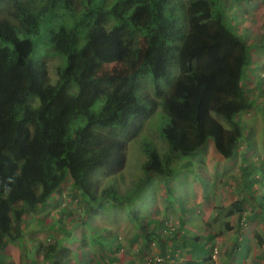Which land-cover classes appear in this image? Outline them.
I'll return each mask as SVG.
<instances>
[{
  "label": "trees",
  "instance_id": "trees-1",
  "mask_svg": "<svg viewBox=\"0 0 264 264\" xmlns=\"http://www.w3.org/2000/svg\"><path fill=\"white\" fill-rule=\"evenodd\" d=\"M230 1L80 0V10L78 0H0V7L10 5L0 17V264H12L2 255L9 244L23 242L29 214L55 195L64 198L68 183L85 208L126 204L148 244L134 209L145 189L159 180L173 200V183L182 181L185 169L194 170V156L211 139L225 160L253 148L251 130L239 116L264 104L246 88L254 56L242 31L229 24ZM44 29L50 34L40 42H46V53L65 59L56 83L37 58L33 38ZM175 67L179 74L164 91L158 83L171 80ZM148 79L169 117L160 129L169 148L162 154L144 140V174L136 186L125 195L114 186L100 192L102 177L125 168L127 140L138 136L143 117L159 106L144 86ZM243 158L240 181L258 186L260 180L249 175L264 168ZM177 161L180 170L173 168ZM45 250L47 259L70 252L58 243ZM162 250L169 255L172 249L163 244Z\"/></svg>",
  "mask_w": 264,
  "mask_h": 264
},
{
  "label": "rangeland",
  "instance_id": "rangeland-1",
  "mask_svg": "<svg viewBox=\"0 0 264 264\" xmlns=\"http://www.w3.org/2000/svg\"><path fill=\"white\" fill-rule=\"evenodd\" d=\"M29 1L41 3L44 0H22L26 3ZM234 1H230L234 10L229 12V24L236 32L242 31L241 35L247 38L254 56L251 72L245 82L246 88L248 92L251 91V98L261 100L258 104L262 105L264 0ZM78 3V8L83 10L84 3L80 4V0ZM222 6L224 10L225 6ZM9 8L10 5L1 6L0 17L7 15ZM49 35V29H44L41 35L33 39L39 45L37 58L46 62L52 83H56L65 59L46 53V42H40L48 40ZM178 74L179 68L175 67L172 79L162 80L158 85L168 91ZM150 79L143 81L144 86L149 95L159 102V106L143 117L138 136L127 140L125 168L119 174L102 177L100 192L114 186L120 195H125L136 186L144 174V140L154 142L162 154L169 148L160 134L169 117L164 115L161 97L156 95ZM256 87L259 93L254 92ZM140 91L137 94L142 98ZM212 115L225 127L229 126L217 113ZM242 115L240 119L243 125L251 130L250 134L256 139L253 140L252 149L246 151L248 148L243 145L246 147L241 151L246 153L242 152L236 160H225L216 152L211 139L194 156H199L194 161V170L185 169L180 175L182 181L173 183L176 200H170L159 180L145 189L143 199L137 201L134 209L150 235L148 244H145V235H141L126 204L105 201L102 204L92 203L85 208L81 204V195L74 197L72 184L68 183L64 198L59 197L58 201L55 195L47 206L29 214L23 242L8 245L2 258L12 264H120L124 259H130L131 264H264V179L257 177L264 173L259 170L255 174L251 169L249 176H256L260 180L258 186L244 185L240 181L243 156L255 167L264 168V105H256L250 116ZM182 167L181 161L173 166L175 170ZM61 213L64 215L63 222H60ZM159 232L160 236L157 234ZM55 243L69 248L70 252L61 251L47 259L45 248ZM163 244L172 249L170 253L175 252L174 257L170 253L163 254ZM201 246L202 253L207 255L200 254ZM214 248L218 249L216 259L213 258Z\"/></svg>",
  "mask_w": 264,
  "mask_h": 264
},
{
  "label": "crops",
  "instance_id": "crops-1",
  "mask_svg": "<svg viewBox=\"0 0 264 264\" xmlns=\"http://www.w3.org/2000/svg\"><path fill=\"white\" fill-rule=\"evenodd\" d=\"M248 42V41H247ZM247 115H249L250 116V114L249 113H247ZM241 116V115H240ZM239 116V117H240ZM242 116H246L245 114H243ZM239 117H238V119H239ZM249 132V131H248ZM247 137H252V135L250 134V132L249 133H247ZM252 140H256L254 137H252ZM261 176V177H260ZM257 177H259V178H261V179H264V174H259V175H257ZM10 245V244H9ZM8 247V246H7ZM130 259H124L123 260V262L121 263V264H131L130 263V261H129ZM133 264V263H132ZM250 264H254V262H250Z\"/></svg>",
  "mask_w": 264,
  "mask_h": 264
},
{
  "label": "built area",
  "instance_id": "built-area-1",
  "mask_svg": "<svg viewBox=\"0 0 264 264\" xmlns=\"http://www.w3.org/2000/svg\"><path fill=\"white\" fill-rule=\"evenodd\" d=\"M214 254H213V258L216 259L217 257V253H218V249L217 248H214Z\"/></svg>",
  "mask_w": 264,
  "mask_h": 264
}]
</instances>
